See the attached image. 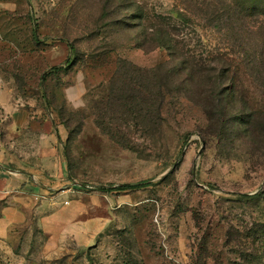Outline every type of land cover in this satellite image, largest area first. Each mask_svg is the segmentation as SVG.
Listing matches in <instances>:
<instances>
[{
	"label": "rangeland",
	"instance_id": "1",
	"mask_svg": "<svg viewBox=\"0 0 264 264\" xmlns=\"http://www.w3.org/2000/svg\"><path fill=\"white\" fill-rule=\"evenodd\" d=\"M221 1L0 0V129L9 142L16 128L61 133L67 179L92 211L85 224L93 232L84 250L70 241L49 256L32 226L18 241L0 240V264H264V200L256 195L264 190V97L244 61L264 38V14ZM210 2L223 9L213 13ZM159 25L201 76L203 67L224 60L231 70L209 86L227 88L236 72L245 103L224 99L210 122L199 106L172 93L159 127L131 122L125 112L127 124L119 126V116L105 108L111 76L119 60L142 68L169 60L166 48L138 46ZM78 73L87 108L75 111ZM142 180L151 185L98 189ZM230 226L240 236L258 230L262 237L254 246L245 238V259L237 233L227 242Z\"/></svg>",
	"mask_w": 264,
	"mask_h": 264
},
{
	"label": "trees",
	"instance_id": "2",
	"mask_svg": "<svg viewBox=\"0 0 264 264\" xmlns=\"http://www.w3.org/2000/svg\"><path fill=\"white\" fill-rule=\"evenodd\" d=\"M224 1L229 2L240 11L252 9L257 10L258 14H264V0ZM224 1H221L220 4H224ZM209 6L213 13L223 9L222 6H217L214 2H210ZM138 46L147 51L156 48H166L169 52V60L150 68H142L126 60L118 61L109 82L110 93L107 97L108 101L105 108L112 116H119L120 120L117 121L119 126L122 123L127 124L126 117H122L123 112H125L130 114L131 122L137 123L138 119H140L145 127H159L161 123V107L164 105L166 97L172 93H180L187 100L199 106L210 122H217V115H221L219 110L224 99L230 101L231 98L236 97L239 98L240 102L245 103L247 92L238 90L239 93L237 94V80L234 75L237 74L236 72L228 78L229 85L227 88L209 86L210 82H222L220 74L229 71L230 67H226L224 60L218 63L221 64L218 68L208 69L203 67L202 70L205 71L204 73L207 76H201V74L196 73L197 65L190 64L185 56L178 53L175 38L169 35L168 31L161 25L148 28V31L143 33V39ZM252 48L253 53L244 57L245 65L248 68L250 67L247 76L259 85L263 90L261 96L264 97V38L253 42ZM178 61L179 63L176 64ZM203 82L207 83L208 86L201 87L200 85ZM129 117L127 118L129 119ZM98 124L102 126L103 123L98 121ZM245 131L252 134L251 128H246ZM124 144L129 143L126 141ZM262 152H264V147ZM149 185H151L150 181L142 180L135 183H122L107 187L99 186L98 189L108 192L125 191L144 188ZM256 195H260L264 200V190ZM243 196L251 197L246 194ZM260 232L264 236V229H261ZM236 233L238 237H241V241L237 243L238 253L242 259H245L247 257L245 251L246 249L247 251L249 250L245 238H250L252 240L250 245L254 246L256 241L261 240L262 237L257 235L258 230L253 232L249 230L246 234L240 236L234 226H230L226 233L229 244L234 240Z\"/></svg>",
	"mask_w": 264,
	"mask_h": 264
},
{
	"label": "crops",
	"instance_id": "3",
	"mask_svg": "<svg viewBox=\"0 0 264 264\" xmlns=\"http://www.w3.org/2000/svg\"><path fill=\"white\" fill-rule=\"evenodd\" d=\"M13 116L16 121L20 114ZM1 130L0 240L18 241L33 226L40 229L49 256L70 241L84 250L87 233H93L85 224L92 211L83 207L78 189L67 179L61 133L16 128L9 142ZM61 186L66 187L61 194L50 192Z\"/></svg>",
	"mask_w": 264,
	"mask_h": 264
},
{
	"label": "clouds",
	"instance_id": "4",
	"mask_svg": "<svg viewBox=\"0 0 264 264\" xmlns=\"http://www.w3.org/2000/svg\"><path fill=\"white\" fill-rule=\"evenodd\" d=\"M77 76H78V83L80 85V91H79V97H80V99H79V102L78 103H75V104L72 105V108L75 111H78V110L86 109L87 108V102L84 99V97L87 94V88L84 85V79H85V77H84L83 73H78ZM75 86H76L75 84L72 85V87H75ZM67 91L68 90H66V99H67Z\"/></svg>",
	"mask_w": 264,
	"mask_h": 264
},
{
	"label": "built area",
	"instance_id": "5",
	"mask_svg": "<svg viewBox=\"0 0 264 264\" xmlns=\"http://www.w3.org/2000/svg\"><path fill=\"white\" fill-rule=\"evenodd\" d=\"M0 172H1V168H0Z\"/></svg>",
	"mask_w": 264,
	"mask_h": 264
}]
</instances>
